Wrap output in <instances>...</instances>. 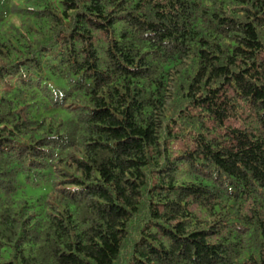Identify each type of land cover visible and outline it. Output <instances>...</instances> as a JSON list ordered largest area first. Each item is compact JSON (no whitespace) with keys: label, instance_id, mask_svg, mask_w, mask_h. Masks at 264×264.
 <instances>
[{"label":"trees","instance_id":"obj_1","mask_svg":"<svg viewBox=\"0 0 264 264\" xmlns=\"http://www.w3.org/2000/svg\"><path fill=\"white\" fill-rule=\"evenodd\" d=\"M0 264H264V0H0Z\"/></svg>","mask_w":264,"mask_h":264}]
</instances>
